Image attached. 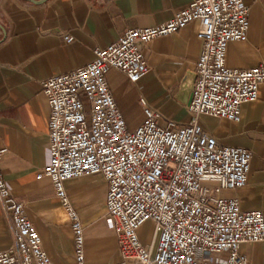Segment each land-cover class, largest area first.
<instances>
[{"label": "built area", "instance_id": "built-area-1", "mask_svg": "<svg viewBox=\"0 0 264 264\" xmlns=\"http://www.w3.org/2000/svg\"><path fill=\"white\" fill-rule=\"evenodd\" d=\"M192 23L202 50L188 105L190 121L161 123L159 112L145 105L143 121L131 129L107 72L115 68L131 82L140 81L150 71L143 46ZM249 27L250 7L243 0H190L169 20L128 29L96 48L90 62L42 82L49 104L50 158L37 178L53 183L74 233L76 264H91L86 226L65 184L92 175L107 184L105 222L120 255L99 264H248L241 245L264 241V212L243 209L223 192L246 185L253 153L220 143L200 117L239 122L243 105L258 98L264 63L250 68L227 64L229 44L247 40ZM65 39L71 42L73 36ZM0 203L11 217L14 237L10 249L0 250V264H55L1 166ZM147 222L154 228L150 241L141 235Z\"/></svg>", "mask_w": 264, "mask_h": 264}, {"label": "crops", "instance_id": "crops-1", "mask_svg": "<svg viewBox=\"0 0 264 264\" xmlns=\"http://www.w3.org/2000/svg\"><path fill=\"white\" fill-rule=\"evenodd\" d=\"M250 7L245 41L228 46L227 64L250 68L264 63V0ZM190 0H0V166L12 194L25 204L43 246L55 264H76L74 233L49 177L37 178L49 163V104L42 82L75 70L126 30L169 20ZM197 24L153 39L143 46L149 73L131 82L118 69L107 72L109 87L129 127L144 119V107L159 112L161 123L190 121L189 102L178 97L182 81L195 72L202 50ZM73 40L68 42L65 35ZM202 126L224 145L252 151L246 185L226 190L243 209L264 212V83L255 101L242 107L239 122L201 116ZM74 208L84 222L86 258L91 264L117 256V241L105 222L107 184L98 175L66 181ZM14 245L9 213L0 203V250ZM248 264H264V241L241 245Z\"/></svg>", "mask_w": 264, "mask_h": 264}, {"label": "water", "instance_id": "water-1", "mask_svg": "<svg viewBox=\"0 0 264 264\" xmlns=\"http://www.w3.org/2000/svg\"><path fill=\"white\" fill-rule=\"evenodd\" d=\"M195 80H196V73L195 72H189L186 75V77L182 81L180 91L178 94V97L180 98V100L190 103L191 91L194 88Z\"/></svg>", "mask_w": 264, "mask_h": 264}, {"label": "rangeland", "instance_id": "rangeland-1", "mask_svg": "<svg viewBox=\"0 0 264 264\" xmlns=\"http://www.w3.org/2000/svg\"><path fill=\"white\" fill-rule=\"evenodd\" d=\"M203 184H205V185H211L213 183L212 182H203ZM113 234H114V232H113ZM153 234H154V228H153L151 222L146 223L145 226H144V228L142 229V233H141L142 239L144 241H150L152 239V237H153ZM114 236H115V234H114ZM115 240H116V236H115ZM117 253H118V251H117ZM119 257H120V255L118 253L117 256H116V258H114L111 261L119 260ZM88 263H91V262L88 261Z\"/></svg>", "mask_w": 264, "mask_h": 264}, {"label": "bare ground", "instance_id": "bare-ground-1", "mask_svg": "<svg viewBox=\"0 0 264 264\" xmlns=\"http://www.w3.org/2000/svg\"><path fill=\"white\" fill-rule=\"evenodd\" d=\"M148 223V222H147Z\"/></svg>", "mask_w": 264, "mask_h": 264}]
</instances>
